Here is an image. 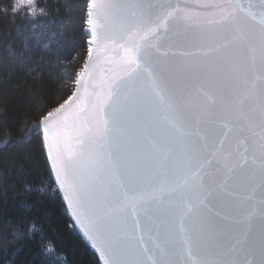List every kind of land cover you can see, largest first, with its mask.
I'll return each mask as SVG.
<instances>
[{
	"label": "snow or ice",
	"instance_id": "1",
	"mask_svg": "<svg viewBox=\"0 0 264 264\" xmlns=\"http://www.w3.org/2000/svg\"><path fill=\"white\" fill-rule=\"evenodd\" d=\"M24 7L37 15L36 0L12 11ZM79 7L46 18L86 46L71 94L45 106L30 137L8 141L39 140L103 264H264V0H86L78 18ZM12 39L0 54L5 80L42 73L43 56L18 55ZM65 46L43 48L58 59ZM11 122L0 112V124ZM13 223L36 225L11 234L15 244L40 236L41 255L43 221Z\"/></svg>",
	"mask_w": 264,
	"mask_h": 264
},
{
	"label": "trees",
	"instance_id": "2",
	"mask_svg": "<svg viewBox=\"0 0 264 264\" xmlns=\"http://www.w3.org/2000/svg\"><path fill=\"white\" fill-rule=\"evenodd\" d=\"M15 0H0V54L5 48V36L12 34L10 46L18 55L30 56L39 61L43 56L45 64L43 71L37 73L16 72L5 80L9 74L0 65V112L7 110L12 122L8 125L0 124V256L6 254V264L15 258L17 264H40V261H50L53 264H103L99 254L91 247L90 242L83 237L79 227L75 224L63 200V193L58 190L55 175L51 172L50 162L45 163L46 150L41 151L39 140L31 143L9 142L20 141L30 137L32 126L42 114L45 106L50 109L71 94L75 73L83 64L86 46L73 47L70 43L72 29L62 30L57 25L46 21L49 16H60L69 11L73 4H79L77 17L86 16V0H36L37 15L28 14L27 7L13 12ZM41 9L43 14L41 15ZM7 11V18L3 13ZM40 21V26L33 27L29 21ZM47 23V26H45ZM27 28L23 35H15L19 30ZM55 32L53 40L50 36ZM25 41L27 46L25 48ZM66 46L60 49L57 59L43 48L49 44L53 52L57 50V42ZM51 60L52 63L47 62ZM43 75V79L39 77ZM36 76L37 79L30 78ZM26 84L27 87L21 85ZM19 90H17V87ZM26 170L23 175L19 168ZM44 183L41 184L40 182ZM39 186L51 191L57 199L37 202L34 193L25 191L26 187ZM36 202L31 212L25 205ZM44 213L48 214L46 219ZM39 218L43 221V230L47 236L44 241L43 253L36 255L39 249L40 236L26 239L15 244L11 234V227L21 230L36 227L35 224H14L22 219L31 221ZM15 244V249H13ZM19 249L15 257L11 252Z\"/></svg>",
	"mask_w": 264,
	"mask_h": 264
}]
</instances>
